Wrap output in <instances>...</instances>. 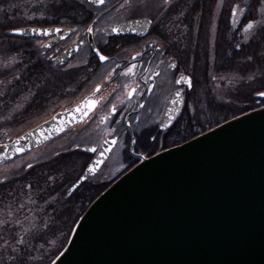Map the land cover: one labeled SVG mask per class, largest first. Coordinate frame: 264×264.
I'll return each instance as SVG.
<instances>
[{"label":"flooded vegetation","instance_id":"1","mask_svg":"<svg viewBox=\"0 0 264 264\" xmlns=\"http://www.w3.org/2000/svg\"><path fill=\"white\" fill-rule=\"evenodd\" d=\"M160 2L153 0V3ZM122 3L123 0H106L104 5L89 4L87 0H63L62 3L59 0H31V25L22 27L48 29L50 34L20 37L10 34L13 28L4 27L8 41L24 40L21 52H18L20 49H11L10 45H6L8 50L0 53L1 61L10 55L15 56V62L10 61L4 68H19L20 64L23 66L22 61H27V66L31 67L33 90L37 85L53 87L54 92L64 88L70 91L69 96H74L54 113L76 107L95 90L96 85H101L102 89L96 98H105L94 112L83 118V122L69 128L54 141L31 151L45 150L50 144L59 141L60 150L52 157L37 158L19 168V172L30 170L31 177L28 165L37 167L57 158V163L64 166V169L77 170L68 172L69 183L63 185L60 194L44 195L49 198L51 207L58 205L60 214L61 207L67 206V201L74 199L78 192L83 193L86 199H93L135 166L140 157L149 158L176 147L226 120V105L233 99L226 85L227 76L237 79L241 75L228 74L222 65L216 64V56L227 54L228 44L242 49L247 46L249 37L264 40V25L254 26L248 33L243 31L250 21L264 20V14L260 12V0H173L167 11L152 8L137 9L135 12L121 8ZM236 5L245 11L243 15L238 11L237 16L233 17L232 9ZM145 16L152 20L151 25L146 23ZM134 19H139L141 23H132ZM234 19L238 23L234 24ZM125 24H135L133 28L144 35L134 32L116 35L112 32V27ZM89 27L93 28L92 33L87 32ZM56 28L62 29V32H56ZM69 28L76 29V32H70ZM96 48L112 57V60L97 66L98 58L93 51ZM138 52L143 55L137 56ZM133 56H136L135 60H132ZM117 64L120 67H116ZM132 64H136L134 74L122 75ZM169 64L176 67H169ZM75 65L79 67H70ZM112 68H116V72L108 80ZM181 76L192 80L191 88L183 81L177 83ZM133 88L136 92L128 97L127 93ZM54 92L45 96L40 104L34 99L31 113L37 115L47 109L51 99L55 98ZM177 92L181 93L183 103L173 105L172 100L177 99ZM253 94L254 103L260 104L262 101L257 91ZM113 104L117 107L116 114L110 116L107 123L102 122L101 118L111 111ZM176 111L179 115L170 120L169 116ZM211 119L214 120L213 124ZM105 138L109 141L116 139L117 143L105 144ZM132 140L136 143L133 144ZM103 145L111 150L99 170L70 191ZM87 147H96L97 151H85ZM6 179L9 178L0 177V182ZM33 194L30 188L26 200L23 199L17 210L11 209V203L0 200V212L12 214L24 210L26 205L31 214ZM80 197L76 200L80 201ZM56 201L63 205L59 206ZM50 206L48 211H51ZM4 227L0 226V232ZM7 229L31 231V225H12L7 226ZM6 252L1 251L0 264H31V257L23 255V251L15 260Z\"/></svg>","mask_w":264,"mask_h":264},{"label":"water","instance_id":"2","mask_svg":"<svg viewBox=\"0 0 264 264\" xmlns=\"http://www.w3.org/2000/svg\"><path fill=\"white\" fill-rule=\"evenodd\" d=\"M121 26L127 34L135 24ZM74 108L0 143V167L81 122ZM49 264H264V106L140 158L91 202Z\"/></svg>","mask_w":264,"mask_h":264},{"label":"trees","instance_id":"3","mask_svg":"<svg viewBox=\"0 0 264 264\" xmlns=\"http://www.w3.org/2000/svg\"><path fill=\"white\" fill-rule=\"evenodd\" d=\"M2 3L3 2L0 1V6H2ZM4 14L5 13H3L0 9V19L7 18ZM4 31V25L0 23V53L2 54L4 53V50H8L6 46L8 43V36L4 34ZM227 43H230V41ZM246 45L247 46L242 47V49H236L235 46L232 47L228 44L227 54L216 56V64L218 66L222 65L228 74H240L242 78L240 81H234V84L232 85L233 89L229 88V92L232 93L231 96L233 95V99H231L235 104H233L232 101L228 102V106H226L227 110L225 119L257 107L258 105L256 103L251 102V96L256 91L258 92L264 90V40L261 38L257 40L251 39ZM10 48L20 49L18 52H21V50L24 49L21 48V46H18V44H11ZM248 57H252V59H248ZM27 64V61H22L23 66L20 64L19 68L0 69V85L3 83L6 84L5 91L0 97V115H2L1 113L3 111H9V109H11L15 104V100L24 96L26 97V101L23 102L25 104L23 109L19 113H15L10 122L5 121L0 123V128L13 126L17 122H21L22 119L31 116V108L34 103L33 100L35 99L37 103L40 104L44 101L45 96L52 95L54 92L53 87H46L43 85H37L39 87L35 86V90H31L33 88V86L31 88V67H28ZM253 76L255 77L254 79H252ZM16 77H19V79H16ZM52 80L55 81L54 78H52ZM31 92L34 93V95L31 96ZM240 103L244 104V107L240 111L236 112L234 109ZM262 103H264V100H262L260 104ZM57 160V158L51 159L44 165L31 167V177L29 176L30 170H23L16 175L13 174L12 177L8 176L9 179L0 182V200L4 203H11V209L15 208V210H17L18 205H22L23 201L26 200V196L28 195L30 188L31 194H35H33L35 207L36 205L49 200V198L44 196L45 194H60L63 191V185L68 184L69 181L67 180L65 173L58 167ZM93 199L89 200L84 196L78 199L80 201H84L85 203L81 212H79V214L75 217L73 223ZM56 203L59 204L57 201ZM62 205L63 203L59 204V206ZM49 206L50 205H45L43 210L39 208L40 211L37 209L38 214H35V221L37 222L36 225L34 224L33 227H31V231L18 229L10 230L7 229V226H12L14 223H11V221L5 223L4 226L6 227H4V229L0 232V244L8 242L5 244L8 247L2 251H7V255L12 258L16 256V253L12 251L13 248L11 246H19L18 248L20 251H23V255L26 257H32L35 251L40 252V249L44 247V249H46L44 253H47L45 255L47 257L42 263L48 264L65 245L70 229L73 225H69L62 238L63 242L60 245L58 244L59 246H56L54 250H52L54 246L51 247V249L45 248L50 247L47 244L49 240L59 238L63 235V233H57L56 228L57 223L62 224L63 217L60 216V208H53L50 206L51 211H48ZM68 218L71 219L70 214H68ZM43 220L45 221V227L42 226ZM21 222H24V220H21ZM21 237H23L26 241L23 245L17 244V241Z\"/></svg>","mask_w":264,"mask_h":264},{"label":"rangeland","instance_id":"4","mask_svg":"<svg viewBox=\"0 0 264 264\" xmlns=\"http://www.w3.org/2000/svg\"><path fill=\"white\" fill-rule=\"evenodd\" d=\"M2 1L3 5L0 6V9L3 13H5L4 15L7 16V18L5 19H0V23H2V25H4V27L6 29H12V28H17V27H22V26H28L31 25V0H0ZM261 12V11H260ZM247 40V39H245ZM5 42V41H4ZM24 40L22 41H8L7 45H11V44H18V46H22ZM30 44V43H28ZM31 49V46L28 50ZM15 56L14 55H10L8 56V58L6 60L1 61L0 60V69L4 68L5 65H8L9 62L11 61L12 63L15 62ZM233 77L231 76H227V88H232V85L234 82H232L233 80L235 81H240L242 80V78H237L234 77V79H232ZM33 83L31 82V88H32ZM6 88V84L3 83L2 85H0V97L3 95L4 91ZM33 91V88L31 89ZM69 92L68 90L64 89L63 90L61 88L58 89L57 92L54 96L55 98H52L50 103L47 105V109H45L44 111H42L40 114L34 115V113H31V116L26 117L25 119H22L21 122H17L16 124H14L13 126L10 127H2L6 129V134L2 137V141H9L12 140L13 137L15 138V136L19 135L20 133H22L24 130H26L29 127H33L35 124L44 121L45 119H47L51 114H53L55 111H57L58 109H61L64 105L67 104V102L70 101V99L72 96H69ZM34 95V93L31 92V96ZM59 96V97H58ZM61 98H65L64 100L60 99ZM24 101H26V97H22L19 98L18 100H15V104L12 106L11 109H9V111H3L0 115V123L3 122H10L11 119L13 118L14 114L19 113L23 107H24ZM255 99H254V94H252L251 96V102L254 103ZM233 103V101H232ZM235 104V103H233ZM228 106V105H226ZM244 107V104L240 103L237 107H235V111L238 112L240 111L242 108ZM211 123H214V120L211 119ZM59 141H56L55 143L50 144L45 150L39 151V152H30L27 155H25L24 157H21L20 159L15 160L14 162L8 164L7 166H4L0 169V177H8L11 176L17 172H19V168L22 167L23 165L29 163V162H34L37 158H41V157H45L47 156L48 158L52 157V155L54 153H56L57 150L59 149ZM58 167L65 173V176L67 177L68 172H70L71 170H73L74 172L77 171L76 169H64L65 167L62 166L61 164H58ZM82 191H84L82 189ZM84 194L81 192H78L76 194V196L74 197V199H71V201H67V206H62V210H61V214L60 216L63 217L62 218V224L57 223L56 228H57V233H63V235H61L59 238H55V239H51L47 242V244L50 247H45L47 249H51L54 250V248L56 246H59L62 242H63V236L65 231L68 229L69 225L73 224V221L75 219V217L79 214V212H81L82 207H84V201H77L76 199L79 198L80 196L82 197ZM28 196V195H27ZM26 196V197H27ZM69 203V204H68ZM45 205H50V201H46L44 203H41L39 205H34V201L33 198L31 197V214L29 213V211L27 210L28 208L26 207L23 211H17V212H13L12 214L9 212L3 213L0 212V226L5 224V221H11V223H14V225H24V224H31V227H33V225H36L35 221V214H38V210L40 209H44ZM35 207V208H34ZM58 207V205H57ZM38 209V210H37ZM40 211V210H39ZM68 214L71 215V219L68 218ZM14 219V220H13ZM13 220V221H12ZM21 220H24V222H21ZM28 220V221H27ZM26 222V223H25ZM42 226H45V221H42ZM59 244V245H58ZM8 246H6L5 244H2L0 246V253L3 249L7 248ZM12 248H14L13 246H11ZM41 251H35L34 255L31 257V264H43V260L47 257L45 256L46 254L44 253L46 251V249L41 248ZM51 250V251H52ZM44 256V258H43ZM1 256H0V260H1ZM7 258H4V260H6ZM41 262V263H40Z\"/></svg>","mask_w":264,"mask_h":264},{"label":"snow or ice","instance_id":"5","mask_svg":"<svg viewBox=\"0 0 264 264\" xmlns=\"http://www.w3.org/2000/svg\"><path fill=\"white\" fill-rule=\"evenodd\" d=\"M60 3L63 2V0H59ZM87 2L89 4H99V5H104L106 3V0H87ZM173 3V0H161L160 3H153V0H123V3L120 4V7L121 8H125V9H128L132 12H135L137 9H149L151 10L152 8H156V9H160V8H163L165 11H167V9L169 7H171ZM260 3H261V8H260V11L262 14H264V0H260ZM238 11H239V14L240 15H243L244 13V9L240 7V5H236L233 9H232V16L233 17H236L237 14H238ZM161 15L163 13H160ZM145 21L147 24L151 25L152 24V20H149L147 18V16L144 17ZM132 23H135L137 25H139L141 23V21L139 19H134L132 21ZM233 23H238V21H236L235 19L233 20ZM257 25H264V20H252L250 21L249 23H247L244 28H243V31L245 33H248L250 30L253 29L254 26H257ZM130 31L134 32V33H137V35H144L143 32H137V30L135 28H131L129 29ZM28 30L27 29H20V28H13L11 30V34L13 35H17V36H22V35H25L26 32ZM31 31L33 33H35L37 36L39 35H49L50 32L48 29H36V28H32ZM56 32H62V29L60 28H56L55 29ZM69 31L72 32V33H75L76 32V29L74 28H69ZM98 31V29H97ZM124 31V27L121 26L119 28H112V32L115 33L116 35H120L121 33H123ZM87 32L88 33H92L93 32V28L89 27L87 28ZM63 38V37H62ZM253 37H249V40L252 39ZM248 42V41H246ZM105 43H107V41H105ZM48 45H41V47H47ZM79 46H77V50H78ZM94 53H95V56L98 58V65L97 66H100L102 64H104L105 62L107 61H110L112 60V57H110L109 55L105 54L101 49L99 48H96V49H93ZM143 53L142 52H138L137 53V56H142ZM136 59V56H133L132 57V60H135ZM248 59H252V57H248ZM163 63V62H162ZM70 67H79V65H75V66H70ZM116 67H120L119 64L116 65ZM136 67V64H132L130 67H127L126 70L124 72H122L121 74L122 75H129V74H134V69ZM169 67H172V68H175L176 65L174 64H169ZM116 72V68H112L111 72L108 73V80H110L113 76V74H115ZM156 75H159V73H156ZM255 77L253 76L252 79H254ZM16 79H19V77H16ZM181 81H183L184 83H186L188 85L189 88L192 87V80L190 78H187V77H184V76H181L180 80L177 81V83H180ZM107 81H102V83H106ZM147 82V81H146ZM39 87V86H37ZM117 87H119V85H117ZM127 87V86H125ZM101 85H96L95 86V90L87 97H85L83 99V102L80 103V104H77V106L74 108V109H71L72 112L74 113H78L79 114V117L81 118V122H83V118L85 117H88L89 116V113H92L94 112V110L97 108L98 105H100L102 103V101L105 99L104 97H101V99H97L96 98V95L98 93L101 92ZM116 89L113 88V92H115ZM136 92V89L133 88L131 89V91H129L127 93L128 97H131L133 95V93ZM111 94V93H110ZM177 99H174L172 100V103L173 105H176V104H182L183 103V100L181 99V93L177 92L175 93ZM257 95L261 96V97H264V90H261V91H258L257 92ZM141 107H143V105H140ZM193 111H195V109H193ZM117 112V107L115 104H113L111 106V111L109 113H106L102 118V122L104 123H107L110 116H113L115 115ZM176 115H179V112L176 111L174 112L172 115L169 116V119H175V116ZM129 127H131V125H129ZM61 131L64 130V126L61 125L60 129ZM113 131H115V129H113ZM108 135H111V133H108ZM153 139H155L153 137ZM133 144L136 143L135 140H132L131 141ZM104 143L105 144H110V145H115L117 143V140L116 139H112L111 141H109L107 138H105L104 140ZM111 149L108 148V149H105V151H110ZM85 151H90V152H96L97 151V148L96 147H87L85 148ZM96 163H100L99 161H97ZM29 168L32 167V165H28ZM89 172H92L94 171L93 168H89L88 169ZM5 223H7V221H5ZM26 241L24 240L23 237H21L18 241H17V244H25ZM12 251L14 253L17 254V256H14L12 257V259H17L18 256L21 255L20 253V250L17 249V248H13Z\"/></svg>","mask_w":264,"mask_h":264}]
</instances>
